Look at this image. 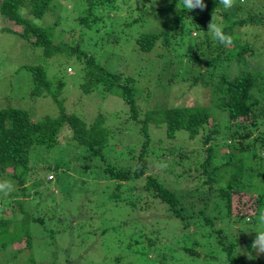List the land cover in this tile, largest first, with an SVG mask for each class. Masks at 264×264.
<instances>
[{
    "label": "trees",
    "instance_id": "obj_1",
    "mask_svg": "<svg viewBox=\"0 0 264 264\" xmlns=\"http://www.w3.org/2000/svg\"><path fill=\"white\" fill-rule=\"evenodd\" d=\"M73 1L76 3L71 2L70 11L75 4L81 6L75 18L77 25L91 31L108 22V37L105 38L108 46L104 41L101 43L98 58L82 48L80 33L78 37L71 36L72 44L69 39L62 38H68L65 32L69 29L62 20L63 0H0V14L21 25L20 36L33 48L40 47L45 58L54 57L57 63L63 56L76 58L81 64L83 89L89 91L97 86L104 94L121 98L126 109L116 115L121 116L126 125L120 123L122 126L111 127L109 123L105 124L101 114L87 122L75 114H66L63 108L61 118L45 117L38 121H32L27 111L11 107L0 109V181L16 180L22 185L23 195L29 196L12 199L18 205L0 212V251L3 256L15 241L30 243V224L34 223L42 227V236L52 246H57L54 239L60 236L65 235L68 240L62 255H58L56 248V264H78L85 250L90 249L83 248L85 244L94 245L92 239L97 241L99 238L104 245L107 232H111V236L118 233L120 253L109 255L112 259L106 264H119L128 248L142 256L145 249L154 246L155 240L149 236L165 233L158 227L167 230L165 226L173 220L182 231L184 245L181 249L193 260L248 264L247 256L237 251L236 243L241 240L243 251L251 253L255 236L249 230L250 224L264 207V66L252 69L247 59L252 56L264 61L260 51H264V39L261 30L253 29L245 35L246 32L243 34L239 28L249 23L255 27L259 24L264 29V8L248 7V4L253 6V0H235V5L227 10L219 0H204V10L191 12L181 9V0H138L133 8L129 0ZM148 1H155V5L145 7ZM121 6H129L130 15L122 17ZM24 8L32 18L22 16L21 9ZM245 10L252 12L244 17ZM153 14L161 17L160 30H141ZM35 18L41 19L39 23L32 20ZM211 18L226 25L224 31L231 35V44L221 45L212 39L207 32ZM98 41L96 39L94 45ZM112 45L116 47L111 48ZM125 46L129 48L127 51ZM107 52L108 56L103 60ZM150 54L154 56L148 57ZM122 63L127 70H132L129 75L127 71L119 70ZM30 70L34 74V91L41 93L49 85L46 73L35 67ZM151 71L155 77L149 78L152 83L157 79L180 83L177 74L181 72L182 78L190 80V87H206L212 104L188 106L175 103L173 98H181L182 89L174 90L169 102L167 98L171 91L164 86L165 97L162 99L166 104L157 102L152 106L155 90L145 87L139 77L147 78ZM177 91L180 96L174 95ZM144 99L145 104L142 103ZM210 106L225 112L224 145L236 141L239 152H246L247 157L246 150L253 148L249 162L241 154L229 155L223 146L203 149L200 158L202 152L197 148L183 151L181 147L161 145L159 139L152 141L151 126L163 128L169 140L182 133L190 139L201 133L204 143L216 138L220 126L218 122L210 124ZM63 122L72 131L67 138L73 151L61 158L63 160L55 159L54 165L42 167L45 174L54 173L50 178H54L55 186L58 185L60 193L64 194V199L58 201L48 186L46 195H40L42 191L37 186L42 180L35 176L38 166L33 156L38 154L37 150L51 151L55 147ZM207 128L208 133L205 132ZM213 149L219 150L217 161L213 160ZM71 158L86 163L73 167ZM124 161H134V164H124ZM156 162L163 172L147 173ZM71 172L87 174V179L89 175L103 178L108 185L96 192L97 198H91L90 194H85L88 187L84 192L78 191L74 181L67 179ZM45 181L51 182L50 179ZM86 181L84 185L88 183ZM30 183L32 185L27 187ZM187 183L194 186L188 188ZM30 188H34L33 193ZM16 192L14 189L4 197L15 196ZM89 192L94 194V191ZM39 197L46 203L44 208L39 204H34L32 209L25 206L33 202L31 198ZM61 200L73 202L74 211ZM80 200L82 203L76 205ZM35 208L37 213L32 214L30 211ZM103 209L107 215L97 223L98 212ZM122 210L121 217L112 214L115 211L121 215ZM146 210L148 215L155 216L150 219L142 214ZM246 232L248 237L242 235ZM144 237L146 240L142 245L139 241ZM122 240H126V245H122ZM104 257L108 261V257ZM249 264H264V259L258 258Z\"/></svg>",
    "mask_w": 264,
    "mask_h": 264
},
{
    "label": "rangeland",
    "instance_id": "obj_2",
    "mask_svg": "<svg viewBox=\"0 0 264 264\" xmlns=\"http://www.w3.org/2000/svg\"><path fill=\"white\" fill-rule=\"evenodd\" d=\"M128 0H126L127 2ZM138 0H129L130 5L136 6ZM71 2H74L73 0H63L64 3V10L61 11L63 15L64 24L68 26V30H66V37L65 41H68L70 43L71 36L78 37L77 34L80 33L79 41L81 43L82 48L87 49L92 55H95L96 58L99 56V47L101 43L104 41V44L106 42V45L108 46V40L105 38L108 37V22L105 26H101L99 28H92V30H86L82 28L80 25H77L75 22V18L78 16V11L81 9V6H73V11H70L72 8ZM253 6H250L248 4V7H251L253 9L256 8H264V0H253L252 2ZM155 5V1H148L147 4H145V7L152 8ZM129 6H121V9L119 13L122 15V17L130 15L128 12ZM71 14H70V12ZM251 10H245L244 17L248 14H251ZM21 14L24 17L32 18L30 14H28L27 9H21ZM65 15L67 18L65 19ZM137 17V16H136ZM34 22L39 23L41 19H32ZM161 28V17L159 15L153 14L150 15L145 24L142 26L141 30L145 31H158ZM239 29H241V32L245 35L249 33V31L256 29L262 31L263 33L262 38L264 39V29L261 25L256 24L255 26L250 25L249 23H246L245 25L241 26ZM238 28L236 30H239ZM23 28L21 25L15 24L9 19H5L0 14V109H5L8 107L15 108L18 110L27 111L28 114H30V118L32 121H38L42 120L45 117H50L54 119L61 118V111L63 108L64 112L66 114H75L78 117L82 118L83 120L89 122L94 119L98 114H101L104 118L105 124H110L111 127L116 126H122L126 125L125 120H121L119 116H117V113H124L126 109V104L123 105V101L121 98H119L116 95H108V93H103V91L100 88H97V86L93 87L92 90L85 91L83 89V75L81 71V64L79 61L72 57H66L63 56L60 58L59 62L54 61V57L51 58H45L42 54V49L40 47L33 48L30 43L26 42L21 36L20 32H22ZM83 30V31H82ZM260 38V39H262ZM76 39V38H73ZM96 39H99L98 43L94 45V42ZM258 39V38H257ZM259 40V39H258ZM72 44V43H70ZM261 41L259 45L261 46ZM116 47L114 45L111 46ZM119 49V48H118ZM121 49V48H120ZM125 51H127L129 48L125 46ZM261 54H264V51L260 49ZM105 55V53H104ZM108 56V52L103 57V60H105ZM134 56V55H132ZM151 54L148 56L150 57ZM154 55L152 54L151 57ZM57 58V56H56ZM102 60V61H103ZM129 60L131 61V58L129 57ZM248 66H251V68L255 67H262L264 66V61H262L260 58L256 59L255 57L248 58L247 59ZM125 63H122L120 65L119 70L121 72L127 71V74L129 75L132 70H127L124 66ZM30 67H35L39 69L42 73H46V78L49 81L48 88H44L41 93H36L34 91L35 84L33 79V73L30 70ZM71 68V69H70ZM243 70V67L241 68ZM238 69H235V71ZM241 71V70H240ZM147 74V73H146ZM144 74V75H146ZM169 76V75H168ZM180 76V79H178L179 82L173 80L170 83L161 82L159 79H157L155 82H150V79H154V73L151 71V73L147 76V78H144L142 76H139L142 78V82H144L145 87H148L151 90L154 91V96H156L153 101H151L152 106L154 104H157V102L165 103V100L162 98L165 97L164 89L162 87L167 86L168 89H170V97L167 98V100L170 102L172 100V92L177 89H182L183 94L181 95L179 91L177 93H174V95H181V98H173L175 103L184 104L188 106L192 105H211L212 100H210V94H206V87L197 86V87H190L189 82L190 80H186L182 78L181 72L177 74V77ZM138 78V77H137ZM139 78V79H140ZM53 93L55 94L53 96ZM160 100V101H157ZM145 99L143 100V104H145ZM141 104V103H140ZM160 107H154L153 109H159ZM210 108V112L212 114L210 121V124H214L218 122L220 126V134L216 137L218 138L216 142V138L209 139L208 142H203L202 134L200 133L197 135L196 138L190 139L186 135H176L174 139H168L166 137L165 131L163 128H155L153 126L150 127V137L152 141H155L157 139L160 140L159 144H163L165 146H176L181 147L184 150L191 151L192 148H197L202 153L200 158H202L203 155V149L207 150L209 147L213 146L214 148H219L221 146L224 147V150L229 152V155L232 156H243L246 162H249L250 155L252 154V149H247L246 151L249 153L248 157L245 153H240L238 150V147L236 145V141L231 143L227 142L224 145V139L225 134V124L227 122V118L224 111H221L220 109H212V106L208 107ZM213 121V122H212ZM120 123L122 125H120ZM130 122H128L129 124ZM127 124V125H128ZM223 126V128H222ZM71 131L69 125L67 123H62L58 142L56 143L54 148H51L50 150H37L36 153L38 154L34 155L33 161L37 162L38 169L36 171L35 176L38 177L39 180H42V184L40 183L37 188L41 190V194H45L48 190L46 187L48 186L50 191H53L55 193V198L59 199L63 197V193H60V189L58 188V185L55 186V180L52 181L54 178H50V175L52 176L54 173L48 172L47 176L45 174V169H42L43 166H46L48 164H55L52 163L55 159L58 161L61 158H65L68 155H71V149L70 146V140L67 138ZM208 133V128L205 131ZM185 134V133H184ZM214 135V134H212ZM221 139V141H219ZM151 144V143H150ZM152 144L150 145V147ZM153 146H157V144H154ZM79 150V149H77ZM215 152L213 156V160L217 161L219 159V150L213 149ZM33 153V152H32ZM31 153V156H32ZM236 154V155H235ZM241 154V155H240ZM31 160V159H30ZM63 160V159H61ZM51 162V163H48ZM71 166L73 167H79L82 166V164L86 163L82 160H76L72 159L70 160ZM122 163H128L131 166L134 164V161H124ZM163 172L162 168L157 165V162L153 167L149 168L147 170V173H153L156 174ZM34 176V177H35ZM71 177H68V180L74 181V186L79 190H85L86 187H88V190L85 193L87 196L88 194L91 195V198H97L96 192L98 190H103L104 186L108 185V182H105V179H101L99 177L92 178L90 175L87 179V174H82L78 172H71ZM1 178V177H0ZM50 179V183H47L45 180ZM87 179V181H86ZM4 180H7L4 179ZM139 180V179H138ZM10 181V180H9ZM88 182L86 185L84 183ZM14 185V189H16V195L11 197H4L2 193H0V212H5L8 208L15 207L18 205L17 203L14 204V200L12 199H27L28 195H23V190H21V186L16 180L11 181ZM65 187V182H63ZM137 183H140L139 181ZM39 184V183H38ZM27 187H30L32 183L27 184ZM82 185V186H81ZM24 186V185H23ZM26 186V184H25ZM188 188H192L194 185L191 183H187L185 185ZM62 187V186H61ZM74 190V189H73ZM185 190V189H184ZM25 191V190H24ZM34 188H30V193H33ZM89 191H94V194H92ZM76 192V191H74ZM84 192V191H83ZM77 193V192H76ZM80 194V193H79ZM46 195V194H45ZM28 204L25 206L27 208H33L34 204H39L41 206H45V202L42 199V197L37 198L36 200L30 199ZM61 202H63L61 200ZM69 202V201H68ZM109 202V201H108ZM13 203V204H12ZM51 203V201H50ZM60 203V202H59ZM66 204L67 202H63ZM82 203L81 200L76 203V205ZM111 204V202H109ZM69 206L72 207V210L74 211L73 202L67 203ZM32 214L37 213V208L30 211ZM125 212V211H124ZM121 215H117L115 211L112 212L114 216H122L123 210L120 211ZM148 215V210L142 212V214ZM264 213V207L261 210L259 214ZM29 214V213H28ZM258 216L253 219L249 229L252 233V236H255V232L260 231L262 228H264V225H260L258 222ZM107 213L103 210L101 212H98L97 217V223L105 217ZM151 219L155 215H148ZM18 216L17 218H19ZM137 217V216H136ZM156 218V217H155ZM71 223H74L72 219H70ZM253 225V226H252ZM31 227V240L30 243L27 244L23 243L22 241H15L14 243H11V246H8L6 249V254L3 256V251H0V264H56L54 263L55 258V251L56 248L59 250L58 255H62V249L66 246L68 243V240H66L65 235L60 238L54 239V242H56L55 245L52 246V244L45 240L46 237L42 236V227L39 225H35L34 223L30 224ZM167 230L161 229V227H158V230H162L165 233H158V235H150L152 239H154V246L151 248H147L144 250V254L141 256L139 254L134 252L131 249H126L125 252L122 254L124 259L123 262H120L119 264H215L214 261L216 260H202V259H192L187 253H184L181 249L183 244L182 239V231L177 228L176 224L173 220L169 221L167 226H165ZM64 230V229H63ZM244 237H248L247 232L245 234H242ZM106 240L105 244L103 245L102 242H100V239L98 238L96 241V238L92 239L91 243L94 242V245H91L90 243L85 244L83 248L89 249L85 250L86 253L82 258L78 261V264H106L109 263V261L112 259L109 255L114 256L117 253H120V250L118 249L120 247V244L118 242L119 235L118 233L111 236V232H107L105 234ZM146 238L142 239L141 242L142 245L145 244ZM140 243V245H141ZM241 240L238 241L237 244V251H242L243 254L246 257L247 263H251L254 260H260L264 259V256L260 253L257 254L256 251L252 248L251 253L250 251H243L244 248L243 245L240 244ZM147 244V243H146ZM68 245V244H67ZM122 245H126V240H122ZM141 245V246H142ZM108 246L111 247V250L108 251ZM114 250H113V249ZM124 249V248H123ZM122 249V250H123ZM141 249V248H140ZM15 250H20V252H15ZM12 255L18 256L16 259L11 258ZM213 255V254H209ZM218 255H221L220 253ZM217 255V256H218ZM108 257V261H106L105 257ZM8 261L6 258H8ZM249 257H252L251 259ZM60 260V259H59ZM7 261V262H6ZM58 261V260H56ZM217 262V261H216ZM220 264H226V263H220Z\"/></svg>",
    "mask_w": 264,
    "mask_h": 264
},
{
    "label": "clouds",
    "instance_id": "obj_3",
    "mask_svg": "<svg viewBox=\"0 0 264 264\" xmlns=\"http://www.w3.org/2000/svg\"><path fill=\"white\" fill-rule=\"evenodd\" d=\"M182 10L191 12L195 9L204 10L206 7L204 0H181ZM219 3L224 6V8L230 9L235 5V0H219ZM226 25L222 22H215L211 18L207 25V32L210 33L212 39L221 45L231 44L232 37L230 34L224 31ZM14 191V185L9 180L0 181V193L7 196ZM258 222L260 225H264V213L259 214ZM251 247L256 251L257 254L264 253V228L260 231L255 232V238L252 241ZM250 259L252 257H249Z\"/></svg>",
    "mask_w": 264,
    "mask_h": 264
}]
</instances>
